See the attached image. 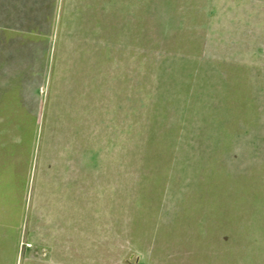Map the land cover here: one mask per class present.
I'll return each instance as SVG.
<instances>
[{
	"label": "rangeland",
	"instance_id": "374dc122",
	"mask_svg": "<svg viewBox=\"0 0 264 264\" xmlns=\"http://www.w3.org/2000/svg\"><path fill=\"white\" fill-rule=\"evenodd\" d=\"M207 3L151 0L145 31L168 40L161 49L155 42L152 55L120 57L118 71L103 72V168L111 163L120 181L134 182L120 184L133 212L121 218L118 239L104 233L102 264H264V88L258 40L251 57L241 56L249 48L237 49L236 40L258 32V24L231 19L244 21L246 6ZM208 17L227 20L216 31L217 70L159 71L207 67L199 65L207 57L196 38L209 34Z\"/></svg>",
	"mask_w": 264,
	"mask_h": 264
},
{
	"label": "crops",
	"instance_id": "0c3cea01",
	"mask_svg": "<svg viewBox=\"0 0 264 264\" xmlns=\"http://www.w3.org/2000/svg\"><path fill=\"white\" fill-rule=\"evenodd\" d=\"M207 1L250 9L244 21L231 19L258 24L236 40L250 57L258 40L264 88V0ZM150 16L151 0H0V264H102L104 233L118 239L121 218L133 212L120 184L134 179L103 168V72L118 71L120 57L152 55L155 42L161 49L168 37L146 33ZM220 17H208L209 34L196 38L206 68L159 71H216ZM258 247L263 254L264 240Z\"/></svg>",
	"mask_w": 264,
	"mask_h": 264
},
{
	"label": "built area",
	"instance_id": "2783aa9c",
	"mask_svg": "<svg viewBox=\"0 0 264 264\" xmlns=\"http://www.w3.org/2000/svg\"><path fill=\"white\" fill-rule=\"evenodd\" d=\"M27 246H30L29 244Z\"/></svg>",
	"mask_w": 264,
	"mask_h": 264
}]
</instances>
